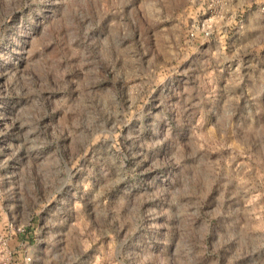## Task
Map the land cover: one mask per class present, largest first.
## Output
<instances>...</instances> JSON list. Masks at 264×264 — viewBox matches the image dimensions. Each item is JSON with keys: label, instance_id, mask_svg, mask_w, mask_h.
<instances>
[{"label": "rangeland", "instance_id": "374dc122", "mask_svg": "<svg viewBox=\"0 0 264 264\" xmlns=\"http://www.w3.org/2000/svg\"><path fill=\"white\" fill-rule=\"evenodd\" d=\"M0 264H264V0H0Z\"/></svg>", "mask_w": 264, "mask_h": 264}]
</instances>
